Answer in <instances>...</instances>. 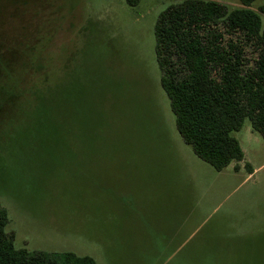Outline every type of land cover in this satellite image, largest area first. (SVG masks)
I'll return each mask as SVG.
<instances>
[{
    "label": "rangeland",
    "instance_id": "rangeland-1",
    "mask_svg": "<svg viewBox=\"0 0 264 264\" xmlns=\"http://www.w3.org/2000/svg\"><path fill=\"white\" fill-rule=\"evenodd\" d=\"M184 1L0 2V44L19 52L26 38L49 85L64 89L74 135L68 149L46 138L41 149H0L16 249L97 264H264L263 137L246 119L233 133L240 169L216 171L184 143L160 84L155 26Z\"/></svg>",
    "mask_w": 264,
    "mask_h": 264
},
{
    "label": "trees",
    "instance_id": "trees-1",
    "mask_svg": "<svg viewBox=\"0 0 264 264\" xmlns=\"http://www.w3.org/2000/svg\"><path fill=\"white\" fill-rule=\"evenodd\" d=\"M126 1L134 7L141 0ZM254 2L240 0L241 7L230 8L212 0H185L160 14L155 26L160 84L177 130L194 154L219 172L244 160L233 133L246 119L264 139V7L255 11ZM36 60L26 38L19 52H6L0 44V149H23V143H35L25 149H41L44 138L47 149H68L66 139L74 137L73 125L66 124L64 89L49 85ZM8 223L1 207L0 264H97L74 253L18 250Z\"/></svg>",
    "mask_w": 264,
    "mask_h": 264
},
{
    "label": "crops",
    "instance_id": "crops-1",
    "mask_svg": "<svg viewBox=\"0 0 264 264\" xmlns=\"http://www.w3.org/2000/svg\"><path fill=\"white\" fill-rule=\"evenodd\" d=\"M231 165H232V164H231ZM231 165H230V166H231ZM230 166H229V167H230ZM236 166L240 169V163H237V165H235V167H236ZM235 167H234V168H235ZM182 226H185V225L182 223Z\"/></svg>",
    "mask_w": 264,
    "mask_h": 264
}]
</instances>
